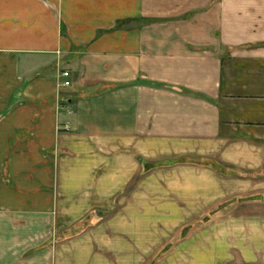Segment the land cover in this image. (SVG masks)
<instances>
[{
  "label": "crops",
  "instance_id": "0c3cea01",
  "mask_svg": "<svg viewBox=\"0 0 264 264\" xmlns=\"http://www.w3.org/2000/svg\"><path fill=\"white\" fill-rule=\"evenodd\" d=\"M152 154L223 169L176 167L193 201L260 196L232 233L264 264V0H0V264H119L139 200L98 209Z\"/></svg>",
  "mask_w": 264,
  "mask_h": 264
},
{
  "label": "rangeland",
  "instance_id": "374dc122",
  "mask_svg": "<svg viewBox=\"0 0 264 264\" xmlns=\"http://www.w3.org/2000/svg\"><path fill=\"white\" fill-rule=\"evenodd\" d=\"M139 161L140 166L133 181L121 190L119 196L104 201L96 218V221L106 222L112 215L120 214L123 217L127 215L128 202L139 200L135 204L136 227L134 232L121 228L118 255L114 252L112 256L111 251L103 253L108 254V257L118 258L119 264H132L131 251H128L126 246L129 237L131 244L134 243L136 247V264H208V260L215 258L218 262L212 264H247L238 254V248L242 244L237 240L239 234L232 232L238 227L234 225L239 220L237 216L256 209L252 204L255 205L258 199L256 197L260 196L234 195L214 202L193 201L191 199L197 196L184 194V185H180L178 189L174 185L178 183V177L186 182L192 176L178 173L176 167L199 163L217 167L219 171L223 170L220 166L199 157L176 154H169L167 158L152 154L151 158L140 157ZM144 177H150L148 179H151L152 183L143 185ZM160 179L162 180L159 181ZM199 188L202 191L199 197L202 199L207 186L202 185ZM220 188L226 191L229 186L223 184ZM176 190H180L178 196ZM141 194H148L147 201L142 200L143 195L139 196ZM144 215L149 217L144 218ZM120 223L123 227L125 222L121 220ZM81 228L85 229L77 225L75 230ZM256 236L245 235L248 237V240H245L246 246L254 244ZM143 245L145 248L141 249ZM96 252L102 253V250ZM74 253L79 251H73ZM233 257L235 259H232Z\"/></svg>",
  "mask_w": 264,
  "mask_h": 264
},
{
  "label": "built area",
  "instance_id": "2783aa9c",
  "mask_svg": "<svg viewBox=\"0 0 264 264\" xmlns=\"http://www.w3.org/2000/svg\"><path fill=\"white\" fill-rule=\"evenodd\" d=\"M62 76H63L62 86L69 87L71 85V81L69 79L70 73L68 71H63Z\"/></svg>",
  "mask_w": 264,
  "mask_h": 264
}]
</instances>
